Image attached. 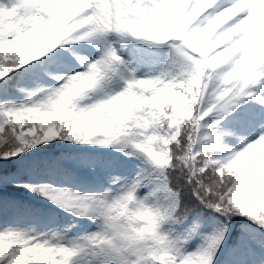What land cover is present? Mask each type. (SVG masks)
I'll return each mask as SVG.
<instances>
[{
	"label": "clouds",
	"instance_id": "1",
	"mask_svg": "<svg viewBox=\"0 0 264 264\" xmlns=\"http://www.w3.org/2000/svg\"><path fill=\"white\" fill-rule=\"evenodd\" d=\"M85 2L0 0V80L44 61L58 49L94 46L101 32L120 36L128 0H111L109 12L95 21L79 19ZM160 4L170 15L150 12L146 20L138 18L130 25L128 39L147 50H179L176 63L164 66L166 52L155 76L138 77L137 70L123 66L119 56L103 65L93 61L95 69L78 61L82 70L64 73L52 85H34L22 101L12 102L20 108L0 107V158L59 143L69 151L57 160L67 156L76 169L104 176L109 185L81 195L45 184L50 191L33 197L58 209L66 222L45 226L13 217L0 227V264H176L168 251L167 208L138 196L139 188L130 195L114 193L111 185L120 181V175L106 174L109 160L96 150H111L124 159L144 155L164 170L179 169L180 163L186 168L179 139L161 143L150 133L175 128L174 136L181 137L206 104L199 120L226 116L245 101L264 99V0H234L215 15L219 0L194 4L160 0ZM189 4H193L190 15L171 14ZM104 5L107 8L109 0ZM117 79L123 84L119 91H115ZM257 163L255 183L249 189L246 182ZM204 171L209 174L198 183L212 205L210 211L264 228V134L231 159L210 158ZM78 178V171L69 173L68 179ZM52 180L59 184L65 177ZM241 190L251 194L237 195ZM183 215L177 214L176 222H182ZM80 221L92 229L73 234Z\"/></svg>",
	"mask_w": 264,
	"mask_h": 264
},
{
	"label": "snow or ice",
	"instance_id": "2",
	"mask_svg": "<svg viewBox=\"0 0 264 264\" xmlns=\"http://www.w3.org/2000/svg\"><path fill=\"white\" fill-rule=\"evenodd\" d=\"M233 2L234 0H219V6L212 15L230 7ZM193 4H189L187 9L177 8L171 14L190 15ZM110 8L111 0L107 8L104 0H86L79 19L91 17L95 21L98 17L106 15ZM157 9H160L158 13ZM150 12L161 17L170 15L167 7L160 4V0H128V13L123 17L126 21L125 27L118 29L120 36L101 32L96 37L94 46L76 44L67 50L58 49L44 61L31 64L0 80V107L20 108V104L12 102L26 95L34 85H52L59 82L62 74L82 70L77 67L78 61L91 64L95 69L97 65L93 61L103 65L105 60L119 56L123 66L137 70L138 77L155 76L156 71L142 70L160 68L166 52L167 63L164 66L176 63L179 50L177 53L169 52L167 48L147 50L128 39L130 25L136 23L138 18L140 21L146 20ZM121 87L123 84L117 79L115 91H119ZM261 97H264V92L261 93ZM207 106L206 104L201 108L198 116L203 115ZM198 116L193 119L181 137L174 136L175 128L166 132L161 130L150 133L161 143L179 139L180 149L185 152L182 160L187 163L186 168L180 163L179 169H160L152 159L141 155L139 159L109 160L105 167L106 174L111 175L116 171L120 175V181L111 185L114 193L130 195L139 188L138 196L156 201L167 208L171 225L168 231L171 247L168 251L176 264H181V261L183 264H194L198 259L202 264H252L248 259L250 253L255 249L264 251V228L243 219L247 223L241 224V236L235 245L230 246L228 239L236 218L229 219L220 213L210 211L212 205L209 204L198 182L209 174L208 171L202 172V169L210 158L231 159L237 153H242L243 149L259 135L264 134V129L261 128V125H264V99L257 97L245 101L226 116H212L203 120H199ZM181 127L183 128V125ZM35 150V153L31 151L25 155L14 157L6 155L0 158V162L14 166L13 175L0 173V187L11 184L14 188L26 190L31 195H43L50 191L44 185L54 184L52 178L65 177V182H72L68 179L70 172L61 160L50 156L28 159L29 156H35L43 151L42 147ZM161 156L166 157V154L162 152ZM258 166V163L254 165L253 175L246 182L249 189L255 183L254 172ZM128 173L134 174L129 178ZM101 177L104 181L105 177ZM121 183L125 185L124 188L119 187ZM129 184L131 187H128ZM100 190L102 189H91ZM250 194L251 191L237 192V195L242 197ZM205 209L209 210L210 215H204ZM0 211L15 217L20 223L35 221L45 226H53L64 222V217L53 209L29 207L12 199H0ZM180 212L184 214L182 222H176L175 216ZM206 227L208 231H205ZM194 241H198L195 246ZM258 264H264V260Z\"/></svg>",
	"mask_w": 264,
	"mask_h": 264
},
{
	"label": "trees",
	"instance_id": "3",
	"mask_svg": "<svg viewBox=\"0 0 264 264\" xmlns=\"http://www.w3.org/2000/svg\"><path fill=\"white\" fill-rule=\"evenodd\" d=\"M158 69V68H157ZM23 97H21L18 101H22ZM43 151H41V154L45 156H50L53 158H58L61 156L62 153H67L69 149L66 146L60 145L59 143H53L49 144L46 147L42 146ZM98 152L103 153L105 156H108V152L105 150H96ZM111 151V150H109ZM35 153L36 150H33ZM32 156H29L28 159H32ZM110 157V155H109ZM116 158H119L123 160L124 158L120 157L119 154H116ZM13 167L11 165H6L3 162H0V173H4L7 175H13ZM130 167V166H129ZM134 174V173H132ZM103 179V178H102ZM0 198L2 199H12V200H17L21 202L24 205H27L29 207H35V208H43V209H53L51 205L44 200H41L39 198H34L32 197L31 193H28L26 190L23 189H16L14 188L13 185L11 184H6L3 187H0ZM54 210V209H53ZM57 213L59 211L55 210ZM62 215L61 213H59ZM204 215L208 216L210 215L209 210L205 209L204 210ZM63 216V215H62ZM64 217V216H63ZM13 217L10 215H5L2 211H0V225L1 223H5L7 221H10ZM67 218L64 217V222H66ZM247 223V221L237 217L236 221H234V227L230 230V236L228 239L229 245H235L237 241L239 240L241 236V224ZM80 225H84L85 221H80ZM209 229L206 227L205 231H208ZM73 234L75 233V229L73 230ZM198 243V241L193 242V246ZM248 259L252 262V264H258L259 261L264 260V251H261L259 249H255L250 253L248 256Z\"/></svg>",
	"mask_w": 264,
	"mask_h": 264
},
{
	"label": "rangeland",
	"instance_id": "4",
	"mask_svg": "<svg viewBox=\"0 0 264 264\" xmlns=\"http://www.w3.org/2000/svg\"><path fill=\"white\" fill-rule=\"evenodd\" d=\"M158 70L157 68H151V69H145L142 71H156ZM40 157H45L42 154H37L35 156H33L32 159H38ZM64 163V166L69 170V172L76 170L79 172V178L75 181L72 182H61L59 184L54 183L52 184L53 187H63L66 190L72 191V192H79L81 195H90L92 194L91 189H95V188H103V187H107L105 185H103L101 183L100 180L97 179V177H92L94 180L92 181V179L89 177V174L83 170V169H76L75 165L72 161L64 159L61 160ZM129 178L131 177V175H133L132 173H128ZM2 199V198H0ZM54 208V206H52ZM55 209V208H54ZM58 210V209H57ZM9 221L5 222V223H1L0 227H2L4 224L8 223ZM92 227H78L76 233L78 232H86L91 230Z\"/></svg>",
	"mask_w": 264,
	"mask_h": 264
}]
</instances>
